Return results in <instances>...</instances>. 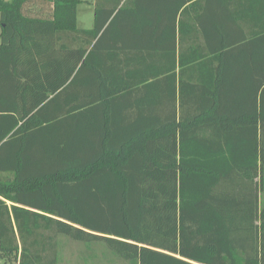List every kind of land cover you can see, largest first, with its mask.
Segmentation results:
<instances>
[{"label":"trees","instance_id":"1","mask_svg":"<svg viewBox=\"0 0 264 264\" xmlns=\"http://www.w3.org/2000/svg\"><path fill=\"white\" fill-rule=\"evenodd\" d=\"M80 2L0 0V260L59 264L66 238L128 264H264V0H220L211 84L179 49L186 0H93L91 29Z\"/></svg>","mask_w":264,"mask_h":264},{"label":"crops","instance_id":"2","mask_svg":"<svg viewBox=\"0 0 264 264\" xmlns=\"http://www.w3.org/2000/svg\"><path fill=\"white\" fill-rule=\"evenodd\" d=\"M92 1H86L87 7L92 8ZM183 8H180V11L177 16V34L180 35L182 41L179 43V49L184 51V57L187 59L186 69H190L189 74L197 76L198 74H203L204 77L209 76V83L211 84L213 80L212 70L216 67V63H212L211 58L216 55L215 48L218 43V34H216V27L218 28V18L222 12L227 13V8L223 9L220 6V0H186ZM81 3V2H80ZM80 5V4H79ZM78 5V6H79ZM77 6V11H78ZM161 17L162 24L166 32L167 26L164 18L167 19V4L165 7L161 5ZM93 14V12H92ZM180 25V29L178 30ZM197 59L195 62L192 60ZM154 67L150 66V71L152 72ZM248 75V73H247ZM249 77V76H248ZM148 98L156 103L154 105L158 106L157 101H160V108H154L153 105L147 110L146 115L148 120L146 121L145 130L154 131L161 128L163 130L164 126V94L163 91H152ZM159 116V119H158ZM250 126H247L249 128ZM246 128V129H247ZM245 130V129H244ZM241 131V130H238ZM248 131L247 137L251 138L253 133ZM234 140L237 142L238 137H234ZM246 142L245 138L242 141ZM252 157V153H250ZM250 174L249 179L247 180V189L254 190L256 188V182L258 184L259 178L254 176V171H248ZM264 192V189L260 191L259 185H257V196L258 204L260 203L261 195ZM264 205V204H263ZM260 206V204H259Z\"/></svg>","mask_w":264,"mask_h":264},{"label":"rangeland","instance_id":"3","mask_svg":"<svg viewBox=\"0 0 264 264\" xmlns=\"http://www.w3.org/2000/svg\"><path fill=\"white\" fill-rule=\"evenodd\" d=\"M86 1L81 0L77 11V28L91 29L93 25L92 8L87 7ZM260 206L264 204V192L261 195ZM62 250H60L59 264H128L113 258L101 245L84 246L66 238H60ZM0 264L3 262L0 260Z\"/></svg>","mask_w":264,"mask_h":264}]
</instances>
